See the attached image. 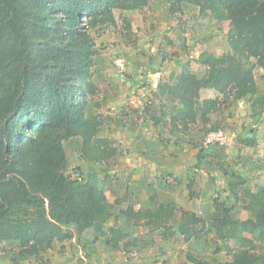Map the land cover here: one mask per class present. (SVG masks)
<instances>
[{
    "label": "trees",
    "instance_id": "trees-1",
    "mask_svg": "<svg viewBox=\"0 0 264 264\" xmlns=\"http://www.w3.org/2000/svg\"><path fill=\"white\" fill-rule=\"evenodd\" d=\"M150 1L0 0V244L11 241L19 246L17 257L0 264L40 258L56 240L66 242L90 229L118 250L153 244L155 232L164 239L184 235L186 241L202 235L204 220L175 201L119 208L121 198L111 202L93 181V172L73 167L65 146L78 138L79 157L89 163L105 164L118 153L111 138L99 135L106 117L94 107L88 112L98 91L93 80L98 51L94 33L115 22V9H139ZM164 1L169 14L182 13L184 4H192L201 16L229 22L226 51L199 55L206 72H183L167 86L170 103L165 107L172 123L209 119L207 113L217 110L220 100L200 101L205 88L245 99L251 115L264 116V84L261 87L256 77L257 69L264 70V0ZM255 131L248 130L238 139L240 144L254 146ZM238 183L229 185L235 194L242 193L239 199L252 215L237 217L235 205L217 197L213 229L225 241L264 242V185L254 190L249 183ZM187 257L194 264H214L197 255ZM257 260L258 255L245 247L217 264Z\"/></svg>",
    "mask_w": 264,
    "mask_h": 264
},
{
    "label": "rangeland",
    "instance_id": "rangeland-1",
    "mask_svg": "<svg viewBox=\"0 0 264 264\" xmlns=\"http://www.w3.org/2000/svg\"><path fill=\"white\" fill-rule=\"evenodd\" d=\"M168 6L164 0H151L147 6L139 9H115V22L107 23L94 33L98 51L94 55L93 80H98L97 87L100 89L93 102L99 105L96 107L92 102L88 112H92L94 107L96 112L106 117L99 135L111 138L118 153L105 164L89 163L79 157L78 138L66 141L65 146L73 167L81 166L85 173L93 172V181L105 189L111 202L116 197L121 198L119 208H127L129 205L136 208L155 207L161 202L175 201L178 206L196 212L204 220L202 235L186 241L184 235L164 239L160 233L155 232L152 234L156 240L153 244L140 243L118 250L108 246L90 229L72 240L60 242L64 245L58 243L40 258L19 257L20 264H52L55 256L53 264H194L188 259V254L217 264L231 260L235 252L245 247L258 255L254 264H264V242L243 245L234 240L225 241L217 237L212 226L216 213L214 200L217 197L235 205L233 213L237 217L247 218L252 215L239 199L242 193L235 194L229 182H240L238 184L243 187L249 183L248 186H254V190L264 185V131L260 135L257 133L259 125L264 126V116L244 115L229 124L219 121L216 125L227 133L229 139L225 144L205 147L209 148L208 152L206 150L200 154V149L204 136L212 129L205 135L201 133V137L194 139L193 143L190 141L187 146L194 151L189 152L187 157L194 162L196 155V165H187L194 167L189 170L192 182H186L188 187L175 180L177 174L184 175L185 172H178L170 163L177 161L179 155L164 153L163 159H160L162 163L151 160L146 154L147 142L150 144L156 138L167 142L171 134L168 124L163 128L164 131L155 128V112H151L156 99L155 91L158 89H154L152 84L164 83V80L167 82L172 73L171 66L164 63L169 57L166 58L163 52L172 49L181 55H189L191 49L197 53L198 48L201 52L213 49L216 54H221L228 48L226 35L229 22L201 16L199 8L192 4H184V12L175 14H169ZM180 34L186 42L188 38L191 39L185 45L190 47L186 48L187 52L179 49V44L185 41L178 42L177 36ZM119 58L124 59L123 69L117 65V62H121L117 60ZM164 66L168 70L165 79L163 75L159 81L158 77H151L153 69L162 72ZM256 77L262 86L263 72L257 71ZM253 128H256V147L242 144L237 147L236 141L246 137L248 130ZM139 148L143 151L140 152ZM240 179L246 181L242 184ZM109 222L111 224L114 220ZM141 230L144 233L150 231L146 227ZM248 236L253 238L250 234ZM18 251L16 243L2 242L0 262L10 263L17 257Z\"/></svg>",
    "mask_w": 264,
    "mask_h": 264
},
{
    "label": "crops",
    "instance_id": "crops-1",
    "mask_svg": "<svg viewBox=\"0 0 264 264\" xmlns=\"http://www.w3.org/2000/svg\"><path fill=\"white\" fill-rule=\"evenodd\" d=\"M182 34L178 35V42L180 43L182 40L184 42H182V44H179V49H184L183 51H186V48L190 47L185 46L187 45V43L189 44L191 42V39L188 38L187 42L186 39L183 38V36H181ZM167 40L169 43V38L167 37ZM174 44V43H173ZM172 44V45H173ZM228 47V44H227ZM181 49V50H182ZM208 51L211 52H215V50L213 49H209ZM187 52V51H186ZM165 57L168 58L169 60L166 59L164 61V63H167V66H171L172 73L170 75V79L164 80V83H156V84H152L153 86H155L154 89H157L155 91V96L156 99L153 102V106L152 111L151 112H155V116H153L155 123H157L155 128H159L160 130H163V128L166 127V125L168 124L170 127V133L169 137L167 138V142H164L162 139H154L152 143L149 144V142H147V150H146V154L147 156L153 160V161H161L160 159H163V154H172L175 153L176 155H179L180 157L178 158L177 161H173L170 162L171 166L173 168L176 167L178 172H182L185 174L181 175V173H179L181 176H179V174H177L175 176V180H177V183H181L182 185L188 187L189 185L186 184V182L191 183L192 180H190V169L194 168V167H188L187 165L194 163L196 165L195 162V157L193 158L194 162H192V158L188 159L187 154L189 152L194 151L192 148H188V143L191 141V143H193L194 139L200 138L201 137V133H203L205 135V133L207 131H209L210 128H212L213 125L217 124L219 121H223L226 122L227 124L231 123L232 121H237L238 118L242 117V116H248V117H252L251 116V111L249 109V104L245 99H240V100H235L233 98L232 95H230L228 98H226L222 93L215 91L214 89H209V88H205L202 89L200 91V101H204V100H208V99H218L220 101L224 100V102H218V106L219 108L217 110H212L211 112L207 113V116L209 117V119L206 120H202L201 117H199V119H197L196 121H189L188 123L184 124L181 121L178 122V120L176 122H178V125L175 126L174 123H172L171 121V116H170V112H169V106L166 108L165 106L169 105L170 101V94L169 91L167 89L168 85H173L175 83L176 78L182 74L183 72H187V71H191V72H195L198 75H201L203 73L206 72L207 67L204 64H201L198 61L199 55L201 54V51L197 48V53L192 52V49L189 51V55L185 54V55H181L180 52H175V50H166L165 52ZM173 54V55H172ZM161 58V56H160ZM196 66V67H194ZM149 67H151V65L149 64ZM162 69H164L162 72L159 70H155L153 69L154 74L151 75V77H153L155 79V77H158V81L163 77L165 79V77L167 76L166 72L168 70H166L165 66L162 67ZM257 71H261L264 73L263 69H257ZM163 75V76H162ZM118 78V76H117ZM151 78V79H153ZM118 81V79H117ZM149 81V80H148ZM95 84L97 86H99V82L97 79L94 80ZM153 82V80H152ZM166 87L165 89H163V86ZM262 87V86H261ZM100 89V88H98ZM102 92V91H101ZM226 99V100H225ZM227 101H229L227 103ZM233 117V118H232ZM258 124V123H257ZM255 124V125H257ZM260 128L257 131V133L260 135L262 134V131H264V126L259 125ZM253 130V129H251ZM164 131V130H163ZM259 135H257V137H259ZM261 137V136H260ZM264 137V135H263ZM229 139V138H228ZM178 140V141H177ZM229 141V140H228ZM132 145V143H130ZM152 144V145H151ZM222 145V144H221ZM244 144H242L243 146ZM144 146V145H143ZM236 146L237 147H241V144L238 143V141H236ZM254 147V146H253ZM256 147V144H255ZM260 148V147H259ZM140 152H142V148H139ZM189 149V150H188ZM209 149V148H208ZM208 149H204V151L208 152ZM167 150V151H166ZM204 151L202 153H204ZM263 153V152H262ZM165 158V157H164ZM198 160V159H197ZM196 160V161H197ZM163 163V161H161ZM165 162V160H164ZM175 164H177V166H175ZM170 167V166H167ZM170 170V168H167ZM165 171H167L165 169ZM204 173V171H203ZM201 176H204V174H201ZM183 178H185V180H182ZM194 178V176H193ZM182 180V181H180ZM197 181H199L198 179H196ZM183 181H185V183H183ZM246 184V183H245ZM254 188V186L252 187ZM192 193V192H191ZM151 199V198H150ZM153 199V198H152ZM60 243V241H55L54 243V248L57 246V244ZM60 245H64L62 243H60ZM55 259L51 260L52 264L54 263ZM84 257V256H83ZM86 259V258H85ZM48 263V262H47Z\"/></svg>",
    "mask_w": 264,
    "mask_h": 264
},
{
    "label": "built area",
    "instance_id": "built-area-1",
    "mask_svg": "<svg viewBox=\"0 0 264 264\" xmlns=\"http://www.w3.org/2000/svg\"><path fill=\"white\" fill-rule=\"evenodd\" d=\"M117 60H120L121 64L117 62V65L119 66V68L123 69L124 68V59L123 58H119ZM123 66V68H122ZM228 136L227 133L222 129H214V130H210L203 138V142L202 145L205 147H210L214 144H225L226 140H227ZM201 146V147H203Z\"/></svg>",
    "mask_w": 264,
    "mask_h": 264
}]
</instances>
